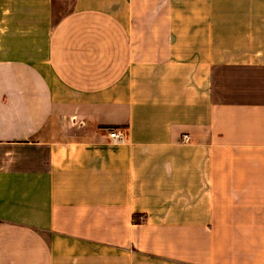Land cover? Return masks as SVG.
Wrapping results in <instances>:
<instances>
[{"label":"crops","instance_id":"0c3cea01","mask_svg":"<svg viewBox=\"0 0 264 264\" xmlns=\"http://www.w3.org/2000/svg\"><path fill=\"white\" fill-rule=\"evenodd\" d=\"M0 264H264V0H0Z\"/></svg>","mask_w":264,"mask_h":264},{"label":"built area","instance_id":"2783aa9c","mask_svg":"<svg viewBox=\"0 0 264 264\" xmlns=\"http://www.w3.org/2000/svg\"><path fill=\"white\" fill-rule=\"evenodd\" d=\"M109 136L114 141H121L125 138V132L122 130H111L109 131ZM182 142L188 144L191 142V137L186 135L183 137Z\"/></svg>","mask_w":264,"mask_h":264},{"label":"trees","instance_id":"16d2710c","mask_svg":"<svg viewBox=\"0 0 264 264\" xmlns=\"http://www.w3.org/2000/svg\"><path fill=\"white\" fill-rule=\"evenodd\" d=\"M112 128H113V127H112ZM112 128H111V129H112Z\"/></svg>","mask_w":264,"mask_h":264}]
</instances>
